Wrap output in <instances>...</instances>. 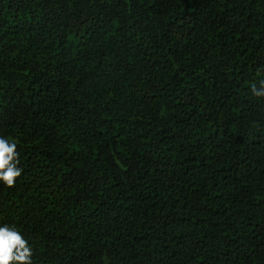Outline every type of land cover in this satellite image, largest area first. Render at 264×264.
<instances>
[{
  "label": "trees",
  "instance_id": "16d2710c",
  "mask_svg": "<svg viewBox=\"0 0 264 264\" xmlns=\"http://www.w3.org/2000/svg\"><path fill=\"white\" fill-rule=\"evenodd\" d=\"M262 81L264 0H0V225L33 264H264Z\"/></svg>",
  "mask_w": 264,
  "mask_h": 264
},
{
  "label": "clouds",
  "instance_id": "9594fccd",
  "mask_svg": "<svg viewBox=\"0 0 264 264\" xmlns=\"http://www.w3.org/2000/svg\"><path fill=\"white\" fill-rule=\"evenodd\" d=\"M256 97H264V81L258 87H253ZM17 145L0 136V182L11 187L16 178L22 174L19 165ZM32 250L28 241L20 231L8 224L0 225V264H33Z\"/></svg>",
  "mask_w": 264,
  "mask_h": 264
}]
</instances>
